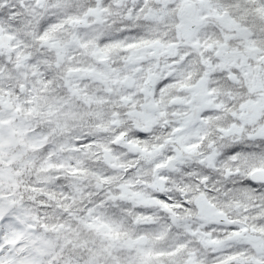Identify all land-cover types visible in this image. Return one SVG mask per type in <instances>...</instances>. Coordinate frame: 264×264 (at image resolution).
I'll return each mask as SVG.
<instances>
[{
  "label": "snow or ice",
  "instance_id": "obj_1",
  "mask_svg": "<svg viewBox=\"0 0 264 264\" xmlns=\"http://www.w3.org/2000/svg\"><path fill=\"white\" fill-rule=\"evenodd\" d=\"M0 264H264V0H0Z\"/></svg>",
  "mask_w": 264,
  "mask_h": 264
}]
</instances>
